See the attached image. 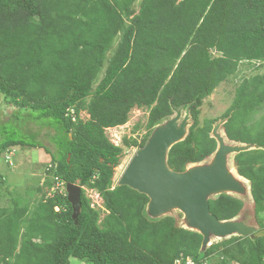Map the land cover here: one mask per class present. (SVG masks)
I'll return each mask as SVG.
<instances>
[{"label": "trees", "instance_id": "trees-1", "mask_svg": "<svg viewBox=\"0 0 264 264\" xmlns=\"http://www.w3.org/2000/svg\"><path fill=\"white\" fill-rule=\"evenodd\" d=\"M242 64L263 71L236 84L222 129L228 141L253 146L234 155L233 167L249 183L264 232V121L252 125L246 115L264 106V0H0V98L16 111L0 115V156L41 146L38 128H50L57 157L43 170L46 191L53 177L83 188L77 219L66 195L47 197L42 187L32 207L0 206V264H264V236L203 249L202 236L174 216L150 218L148 198L114 182L124 150L106 136L133 109L146 110V135L123 139V147L141 148L173 109L188 107L191 126L167 164L183 172L205 161L217 148L218 119H200L203 101ZM242 209L230 194L209 200L220 221Z\"/></svg>", "mask_w": 264, "mask_h": 264}, {"label": "water", "instance_id": "water-1", "mask_svg": "<svg viewBox=\"0 0 264 264\" xmlns=\"http://www.w3.org/2000/svg\"><path fill=\"white\" fill-rule=\"evenodd\" d=\"M173 109L174 116L157 125L145 145L138 148L126 165L117 185L145 195L148 198L146 213L152 219L179 211L185 228L202 236V248L211 239L232 236L263 237L264 232L241 220L220 221L209 211V200L221 194L246 196L248 188L244 180L229 169V156L249 151L252 145H233L225 141L219 128L214 125L211 136L217 143L216 151L208 163L194 164L183 172L168 167L167 156L172 146L183 141L191 126L188 107ZM67 200L72 206V218L77 219L80 209L81 188L66 185Z\"/></svg>", "mask_w": 264, "mask_h": 264}, {"label": "rangeland", "instance_id": "rangeland-1", "mask_svg": "<svg viewBox=\"0 0 264 264\" xmlns=\"http://www.w3.org/2000/svg\"><path fill=\"white\" fill-rule=\"evenodd\" d=\"M252 69L253 67L251 65H240L241 72L238 73L235 78L226 81L222 83L219 87H217L215 91L203 101L200 119H218V121L214 125L219 123L221 121V116L232 102L236 84H238L240 80L244 77H248L263 71V69L258 71H254ZM4 113H10L11 117L15 116L16 111L13 108H4L2 104V99L0 98V115L4 117ZM246 115L248 120L251 121L252 125L259 126L261 122L264 121V106L260 105L257 108L251 109V112L247 113ZM79 117L81 120L85 121L88 119V114L86 112H80ZM146 121V110L133 109L129 115V121L124 126L106 130V136L108 137L109 141L116 146L122 147L124 150V154L121 157V163L115 169L113 180L116 184L120 176L122 175L126 165L130 161L132 155L138 149L123 147V139L137 138L138 141H141V139L143 138V136L146 135L147 132L145 129ZM38 129V141L43 146L41 145L39 147H13L11 150L13 154V156L11 157V166H9L6 161V152L1 154L0 156V176L4 179L3 187L0 186L1 207L10 208L12 204L14 206L19 205L20 207H32L35 204V200H38L40 197V193H37L36 189L40 187L41 179L44 177L46 179V174L43 172V170L46 165L48 166V164H51L50 160L52 155H56L57 157V152H54L56 151V141L53 139L55 136V132L52 129L46 127ZM219 132L225 138L226 143L236 145V143H232L226 139L222 126L219 128ZM28 140L31 139L28 138ZM32 142V140L29 141V143ZM233 157L234 155L229 156L228 167L232 170L233 173H236L233 167ZM210 159L211 157H208L205 161L201 162V164L208 163ZM246 186L247 188H249V183H246ZM45 189L46 187L45 185H43L42 191L44 190V192H46ZM85 191L86 195L91 200L92 207H94L95 209H101V211H103L102 200L98 196V194L95 191L88 189H85ZM233 196L238 197L243 202V209L240 212L239 216L236 218V220H241L247 225L256 227V229L258 230L259 228L257 219L259 217L257 218V216L255 215L253 201L251 199V196L249 195V192L246 196H238L235 194ZM169 215L174 216L177 219L178 225L185 227L183 224V215L179 211H173ZM103 216L104 212L101 213V217ZM260 218L262 217L260 216ZM218 241L221 240L214 238L211 239V243ZM71 264L85 263L72 259Z\"/></svg>", "mask_w": 264, "mask_h": 264}, {"label": "clouds", "instance_id": "clouds-1", "mask_svg": "<svg viewBox=\"0 0 264 264\" xmlns=\"http://www.w3.org/2000/svg\"><path fill=\"white\" fill-rule=\"evenodd\" d=\"M182 113H184V111H182ZM174 116V115H173ZM189 130V129H188ZM225 135V134H224ZM212 137V136H211ZM214 139V138H213ZM13 148V147H12ZM12 148L11 149H9V150H7V151H5L7 154H6V161H7V163L9 164V166H11V157L13 156V154H12V152H11V150H12ZM214 154V153H213ZM213 154H212V156H213ZM212 156H211V158H212ZM200 164V163H199ZM194 165V164H193ZM191 166V165H190ZM52 167H56V165H52V164H49V166H48V169L50 168H52ZM47 169V170H48ZM187 169V168H186ZM236 175H237V173H235ZM238 176V175H237ZM242 178V177H241ZM53 179V184H52V186H51V188H50V190L49 191H46V189H45V191L47 192H44V190H43V192L44 193H46V196L47 197H50V196H52L53 194H60V195H66L67 196V193H66V185L67 184H69V183H65V182H63V181H61L60 179H58L57 177H53L52 178ZM243 179V178H242ZM244 180V182L245 183H248V181H246L245 179H243ZM45 181H46V179H45V177L44 178H42L41 179V181H40V188L45 184ZM72 184V183H71ZM76 185H78V184H76ZM79 186V185H78ZM80 187V186H79ZM81 188V191H82V187H80ZM38 189V188H37ZM37 189H36V192H37ZM42 189V188H41ZM248 192H249V195H250V188H248ZM38 193V192H37ZM40 195H41V193H40ZM55 210L56 211H59V208L58 207H56L55 208ZM185 228V227H184ZM187 229V228H186ZM227 239V238H226ZM212 243L210 242V244H209V246L211 245Z\"/></svg>", "mask_w": 264, "mask_h": 264}, {"label": "built area", "instance_id": "built-area-1", "mask_svg": "<svg viewBox=\"0 0 264 264\" xmlns=\"http://www.w3.org/2000/svg\"><path fill=\"white\" fill-rule=\"evenodd\" d=\"M174 264H198L195 262V260H192L191 258H185L183 260H176ZM209 264V263H204Z\"/></svg>", "mask_w": 264, "mask_h": 264}]
</instances>
